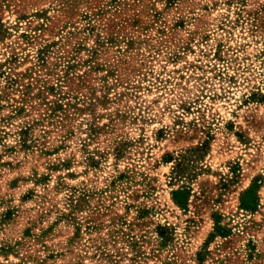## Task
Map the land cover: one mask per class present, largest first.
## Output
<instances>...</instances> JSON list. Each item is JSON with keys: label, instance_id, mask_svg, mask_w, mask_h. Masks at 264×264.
<instances>
[{"label": "rangeland", "instance_id": "374dc122", "mask_svg": "<svg viewBox=\"0 0 264 264\" xmlns=\"http://www.w3.org/2000/svg\"><path fill=\"white\" fill-rule=\"evenodd\" d=\"M0 264H264V0H0Z\"/></svg>", "mask_w": 264, "mask_h": 264}]
</instances>
